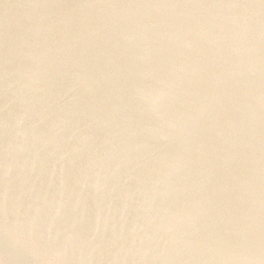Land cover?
Returning <instances> with one entry per match:
<instances>
[{"label": "water", "instance_id": "1", "mask_svg": "<svg viewBox=\"0 0 264 264\" xmlns=\"http://www.w3.org/2000/svg\"><path fill=\"white\" fill-rule=\"evenodd\" d=\"M0 264H264V0H0Z\"/></svg>", "mask_w": 264, "mask_h": 264}]
</instances>
